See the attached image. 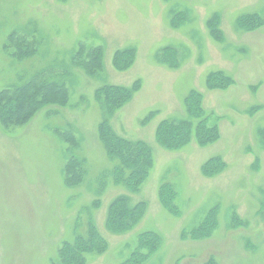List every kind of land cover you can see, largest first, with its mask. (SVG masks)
<instances>
[{
  "label": "rangeland",
  "instance_id": "374dc122",
  "mask_svg": "<svg viewBox=\"0 0 264 264\" xmlns=\"http://www.w3.org/2000/svg\"><path fill=\"white\" fill-rule=\"evenodd\" d=\"M38 75L69 103L0 119V264H264V0H0V93ZM105 93L124 148L150 149L136 191L99 136ZM168 120L183 141L160 140ZM123 195L134 222L114 229ZM90 229L103 241L78 246Z\"/></svg>",
  "mask_w": 264,
  "mask_h": 264
},
{
  "label": "trees",
  "instance_id": "16d2710c",
  "mask_svg": "<svg viewBox=\"0 0 264 264\" xmlns=\"http://www.w3.org/2000/svg\"><path fill=\"white\" fill-rule=\"evenodd\" d=\"M6 48L7 49L13 48L14 52L11 54L17 57H30L33 54H35V49H33L31 43L27 41V39H25L24 36L19 35L14 31L9 34V40L8 43L6 44ZM123 52H124L123 54L125 55L121 54L119 60H118V54L115 58L116 64L118 63V61L121 64L119 66L120 68L126 67V65H124L123 56H125L130 60L134 56L133 49H128ZM95 58L97 59V63L100 65L101 58H99V55H95ZM20 83L18 85L14 84L10 87H7L4 91L0 93V119L6 125L14 124L21 118H24L23 122H26L30 118H32L39 109H41L42 107L48 104L66 106L69 103L70 94L68 88L66 87V82L60 76L56 78L51 77L46 80H41L38 75L34 77V79ZM128 91L130 92L131 90L128 89L125 92ZM117 96L119 95L105 93L103 98L101 99L99 98L101 106L104 111V119L99 125V136L108 152V155L109 154L114 156L117 155V157L120 159V165L118 164L115 167L116 171L119 170V172L122 175L126 174L127 171H130V175L128 179L125 180L124 183H126L127 187L130 190L136 191L139 189L140 185L142 184V180L145 176V172L149 171V169H147L148 166L146 164V161L144 160V157L141 156L139 151H144L148 153L150 149L146 143L142 141H138V143L141 144L142 147L138 148V155L136 156L137 152H129L124 148L126 147V145L129 144L134 145V144L129 142V140L117 136L111 130L109 126L108 113H109L110 103L115 104L116 102L119 101L117 99ZM189 100L187 101L188 104H189ZM194 103H195L194 101L190 103V105L188 106L189 110L191 111L193 110ZM173 124L174 123L172 121L168 120L165 121V123L162 124L161 127L158 129L161 141H165L167 140V138L168 139L170 138L169 139L170 143H178L183 141V137L186 133L185 131L188 128V126L187 128H184L183 121L181 122V125H173ZM110 135H114L116 141L121 142V144L124 145L121 146L119 143L116 142L110 143L109 142ZM118 148L120 149L117 151ZM132 156L134 158H131ZM75 161L76 162H71L70 165L71 164L75 165L77 170L80 168L79 172L81 174H84L85 164H86L84 159H79ZM208 167L209 165L205 167L206 173L211 172V171L209 172ZM161 200L163 204H166L168 203L169 199L168 198L165 199V193H162ZM145 204H146L145 202L138 203L137 205L138 209L143 208ZM133 210L135 211L136 208ZM134 211L129 213L128 196L123 195L111 204L109 211L110 218L108 224H110L111 228L116 229L119 227L118 229H123L124 228L123 224H125V222L127 223V225H131L134 222V219L129 220L130 217H135ZM209 232L210 231H207L206 233L203 234L208 235ZM80 239L82 241L78 246L82 244L83 246L86 244L95 245L96 243L103 241L102 238L92 229L88 231V236L86 237V239L84 238H80ZM72 246H77V244L71 245L69 249L72 248ZM72 264L75 263L73 262Z\"/></svg>",
  "mask_w": 264,
  "mask_h": 264
}]
</instances>
